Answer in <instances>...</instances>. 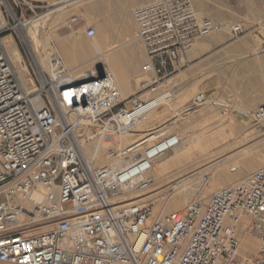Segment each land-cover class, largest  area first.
<instances>
[{
	"label": "built area",
	"instance_id": "obj_1",
	"mask_svg": "<svg viewBox=\"0 0 264 264\" xmlns=\"http://www.w3.org/2000/svg\"><path fill=\"white\" fill-rule=\"evenodd\" d=\"M12 1L19 15L10 0H0V262L264 264V167L218 188L206 204L193 200L183 211L153 216L150 201L138 203L129 194L148 190L153 161L180 138L153 129L121 151L129 162L93 166L74 134L77 122L59 110L83 114L105 136H115L132 128L127 111L141 99H121L114 75L102 66L70 83V70L55 54L47 57L50 73L41 71L36 58L26 63L21 56L28 76L33 78L29 66L38 78L35 90L28 92L2 38L24 29L30 18L23 9L33 8ZM131 16L146 56L142 71L152 78L145 85L154 105L162 91L159 82L195 39L224 28L234 38L242 33L240 23L201 16L191 0H152L134 7ZM85 35L94 36L95 29L87 27ZM257 52L264 53V39ZM205 101L202 94L194 98L197 104ZM250 116L263 121L264 104ZM111 154L118 152L111 149ZM243 217L250 222L245 224ZM246 231L258 244L250 260L242 252Z\"/></svg>",
	"mask_w": 264,
	"mask_h": 264
},
{
	"label": "bare ground",
	"instance_id": "obj_2",
	"mask_svg": "<svg viewBox=\"0 0 264 264\" xmlns=\"http://www.w3.org/2000/svg\"><path fill=\"white\" fill-rule=\"evenodd\" d=\"M21 1L30 3L29 0ZM78 1L80 0H74L70 2L74 3ZM133 4V1L130 0L124 2H121L120 0H95L85 5L88 13L97 12L103 15V20L101 21L99 26L100 34L95 37L94 41L89 43L88 47H86V45L82 40H80V38H78L76 35H73L74 33L72 35L69 34V36L66 35L67 38L62 40L54 38L55 36H51L52 32L50 30H55V28L59 25L60 19L64 15L61 14L60 9L66 4L53 8L52 10L42 15L40 14L36 18L30 20V22L25 27L26 34L24 36L26 38V42L31 50V53L36 58L41 71H47L48 73H50V69L47 63V57L49 54H55L60 56L64 66L66 68L68 67L67 69L70 70V83L77 82L80 76H88L90 74H94L95 68L97 69V67L102 66L107 71H110L114 75V77H116V81L120 88L121 99L129 100L132 96L142 92L140 95H138V98L141 99L140 104L138 106L131 107L127 111V113L129 114L128 118H132V120H134V124L128 132L121 135L105 136L103 131H99L98 137L97 135H92L90 129L88 128L90 122L86 116H84L83 114H78L77 112H74L73 110L67 108L59 110L60 113L69 121L77 122V125L74 129V134L77 137L81 152L93 166H107L116 163L123 164L129 162L130 157L126 158L120 155L121 151L125 147L139 141L141 138L146 136V133L148 131L153 129L156 134L174 131V126L178 124V119L173 120L176 116H178L177 110L183 108L189 100L194 101V98L196 96V85L190 86L185 89L181 87L183 90L180 91L181 89L179 88L180 92H177V90L174 91L165 88L164 90L161 89L162 91L160 92V96L156 98V105L150 102V99L155 97L151 96V93L149 92V90H147L145 84H148L149 81L152 80V78H149L148 80L146 75H133V72L135 74V71H132V69H134V67L136 66V62L138 63V61L140 60V56H138L136 53L137 45L134 42L135 36L133 34L135 33L134 30L136 28V25L130 14V9L132 8ZM251 10L252 13L258 12L255 8H251ZM197 12L201 15L202 10H197ZM215 16H220V13H217L214 16L210 15L212 19H214ZM62 19L64 20V18ZM71 19L72 17L70 18V21ZM222 21L223 24H230V22H227L224 19ZM255 21V25H260L262 23V20L261 18H259V16L256 17ZM69 26L67 28H69ZM117 31H119L120 35L123 37L122 41H116L115 43H113L112 41L113 44L111 46H107L106 49L103 48L102 45L107 44L113 33H118ZM251 35L253 38L252 42L254 41V44L257 47V45L260 44V41L264 39L263 26L254 30ZM207 36H209L207 37V42L199 41L200 43L197 42V44H192L188 51L195 52L199 49L203 50L204 46L208 45L209 47V44L212 45L224 40L221 32H218L216 34L212 33L211 35ZM2 42L4 44L5 50L10 55L9 58L16 65V69L18 68L17 71L22 78L26 90L28 92H33L36 87L35 82L33 78L28 76L27 69L22 67L20 63L21 54L16 46L14 39L11 37V35L7 34L3 36ZM55 47L57 48L56 50ZM236 48L238 52L243 50L242 45L236 46ZM86 49L89 50V53H94L89 58L86 57V54H88L86 52ZM246 54H238L240 57L238 58H247L248 55ZM260 54L261 53L258 52L255 54L254 60L255 64L257 65L264 64V55ZM234 57H236V55ZM136 68L137 67H135V70ZM262 82L264 83V81ZM200 88L203 89V87ZM207 88H209V86H207ZM148 93L150 94L149 96H147ZM193 106H195V104ZM218 113L219 112H216V110L214 111V109L207 110L205 112H202V110L200 109L196 111L188 110L186 113H183V119L185 120L183 130H175V132L172 133L180 138V143L168 152L156 158L152 163L151 170L149 171V177L151 178L153 184H158L162 182V180H166V183H164L163 185H158L157 187L150 189L149 191L147 190V192L138 194L136 196H132L134 193L129 194L128 199L138 197L136 199L138 203L150 201V204L159 201L158 205L154 207L153 214V216L158 217L164 215V213H167V211H178V209H182L188 206V204L195 199H198V201L200 202H206L205 200H207L208 195L212 193L210 191H212L214 187H218L225 183L234 184L235 180L237 181L238 178L246 175L251 170H253L259 163L257 162V158H254V156H252L250 153H248L244 161H242V168L237 176L229 174L228 172L240 167V165H238L236 161L235 163H231L232 165L228 171L212 170V168L218 163L217 162L214 165V161H216L214 160V158L217 157L218 160V156L214 154V148L216 149V146H214V142L217 141V139L214 137V135L216 136V134L214 133H216L220 128V123L222 124V118L224 117V115H218ZM249 113L251 112L248 111L247 107L238 109V114L243 120L244 118H251ZM217 116L218 118L214 123V118ZM207 121H212L209 128L202 127V124ZM225 125L226 124H224V126ZM224 126L223 128L221 127L222 129L220 128V130H223L225 128ZM259 127H262L260 128V131L264 132V120L260 122ZM218 137H221V135H218ZM223 141L224 140L221 141V144ZM111 149L116 150L118 152V155L113 157L111 154ZM212 154L215 155L214 158ZM204 155H206L205 161L207 162H204L205 164L203 165L200 164L203 167H201L200 165V167H195L194 165L193 168L188 167V165L193 160H197ZM262 160L264 161V156ZM187 167L191 169L188 170ZM184 168L186 170H182ZM207 171H211L212 181L206 186L205 183L202 182L203 184L200 185V187L192 188V185L194 183H199V181L203 179V176ZM214 174L216 176H214ZM206 181L207 180L205 179V182ZM169 191H171L170 194H167ZM242 221L247 224L250 222V218L243 217ZM251 236L252 234L247 231L242 235V252L244 251L245 253H248V260H250L253 255L252 251L254 240H252ZM218 264H222V262H218Z\"/></svg>",
	"mask_w": 264,
	"mask_h": 264
},
{
	"label": "rangeland",
	"instance_id": "obj_3",
	"mask_svg": "<svg viewBox=\"0 0 264 264\" xmlns=\"http://www.w3.org/2000/svg\"><path fill=\"white\" fill-rule=\"evenodd\" d=\"M17 1H21V0H17ZM70 1H74V0H29V2L32 5L33 11H30L29 9H27V7H24L23 12L26 18H30V20H32L36 18L37 16H39L40 14L42 15L52 10L53 8H56L61 5L63 6L66 4L60 9V12L62 15L64 14L63 15L64 17L61 15L62 17L60 19L59 25L57 26L58 28L56 27L55 30L53 31L50 30L53 34V35L51 34V36L52 37L55 36L54 38H58L62 40V39L67 38L69 34L72 35L74 33L73 35H76L78 38H80V40L84 42L86 47H88L89 43L94 41L95 37H97L100 34L99 26H100L101 21L103 20V15L97 12L88 13V11L86 10L85 5L95 0H80L74 3H71ZM120 1L124 2L127 0H120ZM130 1H133L134 3L132 8L130 9V14H131V11L134 7L140 4H144L146 2H150L152 0H140V1L130 0ZM191 2L196 8V10H200V9L202 10L201 16L211 18L210 15L214 16L215 14L220 13L221 17L215 16L214 18L215 21L223 23L222 20L224 19L227 22H230V24L240 23L242 26V33L238 36V38H234L229 32V28H226V29L224 28L223 30L219 31L221 32V35L224 39L222 42L214 43L212 45L209 44V47L208 45L204 46L205 48L203 47V50L199 49L195 52H189L188 50L190 47H188L183 52V54L178 58L174 67L168 69L169 74L159 82L161 83L160 90L161 89L164 90L165 88H167L168 90H174V91L177 90L178 92L179 88L181 89L180 91H182L185 88L196 85L197 90L195 91V95L202 94L207 99V101H205V103H202V104H197L194 101L189 100L188 103H186V105L183 108L178 109L177 110L178 116H176L173 119V120L178 119V124L174 126L173 128L174 131H170L168 133L172 134L175 132V130H180V131L183 130L184 122H185V120L183 119L184 118L183 113H186L188 110L196 111L200 109L202 110V112H205L207 110L214 109V111L216 110V112H219L218 115H224V117L222 118L224 123L223 122L222 124L220 123L221 126L220 125L219 126L220 128L221 127L223 128L224 124H226L224 126L225 128L223 130H220L219 128L217 132L214 133L216 134V136L214 135V137L217 139V141L214 142V146H216V149L214 148V154L218 156L219 161L217 160V157H215V155L212 154L213 158L215 157L214 160H216L214 161V165L215 163L218 162L216 164L217 166L215 165L212 168V170L228 171L232 165L231 163L233 162L235 163L236 161L237 164L240 165V167L237 166L238 167L237 169L233 171H228V172L229 174H233L237 176L239 171L242 168L241 163H243L242 161H244L248 153L254 156V158L256 157L257 162L259 163L249 173L238 178L237 181L236 180L234 181V183H237L240 181V179L243 180L244 178L248 177L256 170L264 167V163H263L264 161L262 160L264 156V132L260 131V128L262 127H259L260 123L254 122V120H252V118L250 117L249 119L244 118L245 120L244 121L242 118H240L238 114V109H241L242 107L243 108L247 107L248 111L252 112L253 110L257 108V106L264 104V85H263L264 83L262 82L264 81V64L257 65L255 64V60H254L255 54L257 53L255 51L258 50L259 48L258 46L261 45L263 40L260 41V44L257 45L256 47V45L254 44V41L252 42L253 38L251 35L253 31L258 29L259 27L263 26L264 28V0H191ZM10 3H11V6L13 7L14 12H16L19 15V11H20L19 7L16 4H14L12 0H10ZM251 8L257 9L258 12L257 13L253 12L254 13L253 14ZM253 15L254 16L257 15L259 16V18H261L262 23L260 25L259 24L255 25V22H256L255 19L257 16L254 17ZM70 16L72 18L75 17L76 20L70 21V18H71ZM62 18H64V20ZM64 21H65V24H64ZM68 26L70 29L67 28ZM87 27H93L95 29L94 36L88 37L85 35V29ZM25 30L26 28L22 30L21 29L17 30L16 33H13L11 37L14 39L21 56L24 58L26 63H28V61H32L31 59L35 57L31 53V50L26 42V38L24 36L26 34ZM53 32L56 34H54ZM117 32L118 33H115V34L113 33V35L111 36L107 44L102 45L103 48L106 49L107 46L108 47L111 46L116 41H122L123 37L120 35L119 31ZM134 32L135 33L133 34L135 36L136 28ZM7 34L8 33H6L5 35ZM207 37L209 36H203V37L197 38L193 41L194 43L192 42V44H197V42L200 43L202 41L205 42L207 40ZM134 42L138 46V47L136 46V53L138 56H140V60L138 61V63L136 62V66H135L137 67L136 70H135V67L134 69H132V71L133 70L135 71V74L133 72V75H136V74L146 75V77L149 80L150 78L149 75L144 74V72L142 71V65L145 63V60H146L143 47L136 37H135ZM239 45L243 46L242 48L243 50L238 52L236 46H239ZM56 49L57 48L55 47V50ZM86 52L88 53L86 54L87 58H89L90 56L94 54V53H89L88 49H86ZM6 53L9 57L10 56L9 53L7 51ZM242 53H245V54L247 53L246 54L248 55L247 58L239 59L240 57L238 54H242ZM235 55L237 58L234 57ZM260 55H264V53H261ZM252 60L254 63L252 62ZM31 65L34 67L33 62H31ZM28 68H29V71L31 72L35 85H38V78H36L33 75L32 70L29 66ZM207 86H209V88H207ZM200 87H203V89ZM141 93L142 92L132 96L130 99H133L135 96L138 97V95H140ZM149 95L150 94L148 93L147 96ZM125 103H126L125 105L128 108L131 107L130 102L128 103V101H126ZM194 104L195 106H193ZM224 111L227 113H225ZM217 118L218 116L214 118V123ZM211 122L212 121L204 122L202 124V127L209 128ZM88 128L90 129V132L92 133V135H97V137L99 136L98 134L99 131L103 130V128L99 126V124H96V123L89 124ZM255 128L256 129L258 128L257 129L258 131ZM217 134L219 136L221 135V137H218ZM222 140H224L225 142L223 141L221 144ZM216 143H219V144H216ZM223 144L225 145L226 148L224 147ZM112 156L114 157L116 156V154H113ZM204 156L198 158L197 160L196 159L193 160L191 162L192 164L190 163L191 165L189 164L190 166L188 165V167L193 168V165L195 167H200L201 165L205 164L207 161H205L206 155ZM219 158H222V159H219ZM190 169L188 168V170ZM182 170H186V169L184 168ZM208 170H211V169H208ZM214 176L216 175L214 174ZM205 179L207 180L206 182H205ZM211 181H212L211 171H207L204 174L203 179H201L199 183L198 182L194 183L192 185V188H198L203 183H205V186H206ZM164 183H166V180L164 181L162 180V182L158 184H153V182H151V185L149 186L148 191L150 189L157 187L158 185H163ZM227 184H230V183H225L218 187H214V189H212V191L210 192L213 193L218 188L225 186ZM170 192L171 191H169L167 194H170ZM212 193L208 195L207 200H205L206 202H202L203 204H206L208 202V199ZM195 200H198V199H195ZM158 203L159 201L150 205V210L152 212V215L154 214V207H156ZM185 208L186 207L182 209H178V211H182ZM174 211L175 210L167 211V213L174 212ZM167 213H164V214H167ZM251 237H252V240H254V246H253V251H252V254H254L257 251L256 249L258 248V244H257V239L255 240V236L252 235ZM244 255L247 256L248 253L244 252Z\"/></svg>",
	"mask_w": 264,
	"mask_h": 264
},
{
	"label": "crops",
	"instance_id": "obj_4",
	"mask_svg": "<svg viewBox=\"0 0 264 264\" xmlns=\"http://www.w3.org/2000/svg\"><path fill=\"white\" fill-rule=\"evenodd\" d=\"M0 264H10V263H7V262H0Z\"/></svg>",
	"mask_w": 264,
	"mask_h": 264
},
{
	"label": "water",
	"instance_id": "obj_5",
	"mask_svg": "<svg viewBox=\"0 0 264 264\" xmlns=\"http://www.w3.org/2000/svg\"><path fill=\"white\" fill-rule=\"evenodd\" d=\"M101 73L99 72V75H100Z\"/></svg>",
	"mask_w": 264,
	"mask_h": 264
}]
</instances>
